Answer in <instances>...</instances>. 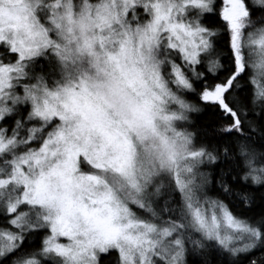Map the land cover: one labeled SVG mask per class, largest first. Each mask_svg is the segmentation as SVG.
<instances>
[{"label": "snow or ice", "instance_id": "1", "mask_svg": "<svg viewBox=\"0 0 264 264\" xmlns=\"http://www.w3.org/2000/svg\"><path fill=\"white\" fill-rule=\"evenodd\" d=\"M0 264H264V0H0Z\"/></svg>", "mask_w": 264, "mask_h": 264}, {"label": "trees", "instance_id": "2", "mask_svg": "<svg viewBox=\"0 0 264 264\" xmlns=\"http://www.w3.org/2000/svg\"><path fill=\"white\" fill-rule=\"evenodd\" d=\"M193 100H195V98L193 97ZM193 119H200V120H202L203 119V117H196V116H193ZM257 211H259V209H257Z\"/></svg>", "mask_w": 264, "mask_h": 264}]
</instances>
